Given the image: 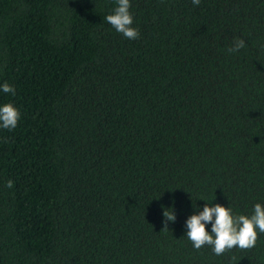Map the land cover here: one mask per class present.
Wrapping results in <instances>:
<instances>
[{
  "label": "trees",
  "instance_id": "1",
  "mask_svg": "<svg viewBox=\"0 0 264 264\" xmlns=\"http://www.w3.org/2000/svg\"><path fill=\"white\" fill-rule=\"evenodd\" d=\"M130 3L136 40L116 0H0V106L21 114L0 264H264V233L220 256L186 237L206 203L264 205V0Z\"/></svg>",
  "mask_w": 264,
  "mask_h": 264
},
{
  "label": "clouds",
  "instance_id": "2",
  "mask_svg": "<svg viewBox=\"0 0 264 264\" xmlns=\"http://www.w3.org/2000/svg\"><path fill=\"white\" fill-rule=\"evenodd\" d=\"M201 0H192L194 6H199ZM116 7L112 14L105 17L106 21L126 39L136 40L140 36L138 28L133 27V16L129 9L130 0H116ZM246 47L244 39H234L233 46L228 49L230 53H236ZM4 93L15 95V88L7 82L2 85ZM21 118L20 111L11 103L0 106V128L14 130ZM8 188L13 187V181L6 182ZM165 224L162 231H167V222H175L176 216L172 209L163 211ZM211 224V232L206 230V225ZM186 237L192 243L194 249L200 250L208 246L217 256L223 255L234 248L250 250L254 248L259 235L264 233V205L256 203L253 214L233 215L231 207H224L219 203L209 206L206 203L198 214L191 215L186 220Z\"/></svg>",
  "mask_w": 264,
  "mask_h": 264
}]
</instances>
